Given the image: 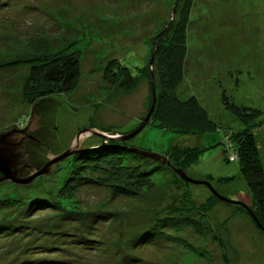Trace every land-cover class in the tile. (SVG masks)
Instances as JSON below:
<instances>
[{"label":"rangeland","instance_id":"374dc122","mask_svg":"<svg viewBox=\"0 0 264 264\" xmlns=\"http://www.w3.org/2000/svg\"><path fill=\"white\" fill-rule=\"evenodd\" d=\"M184 1L0 0V132L26 129L54 158L79 149L27 184L0 182V264H32V259L38 264L42 257L54 264H264V232L237 205L222 201L212 204L207 220L225 243V255L217 241L195 239V233L183 226L165 229L171 236L163 240L129 242L134 232L157 219L181 215L190 206L187 194L196 204L210 197L205 185L186 182L169 166L160 168L152 177V188L135 198L112 196L96 184L79 187L66 200L54 194L71 169L73 155L119 141L147 115L152 84L156 98L163 91L156 78L154 42L163 33L170 37ZM259 1L255 6L254 0H193L185 75L171 93L181 99L196 96L213 128L181 132L149 118L125 141L128 148L160 155L174 146L195 150L187 161L175 153L172 157L187 176L207 180L221 195L245 205L252 201L237 161L225 160L234 152L225 133L239 123L219 96L224 88L233 101L262 111L250 130L264 168V0ZM58 52L77 53L76 87L26 102L22 87L31 63ZM112 58L139 78L132 90L103 82L102 70ZM46 194L54 195L51 208L35 210L30 205L35 196ZM72 210L107 214L88 226L89 220L81 219L86 214L69 222L60 215ZM4 220L9 229L2 227ZM84 231L91 242H83ZM129 255L136 260L130 261Z\"/></svg>","mask_w":264,"mask_h":264},{"label":"trees","instance_id":"16d2710c","mask_svg":"<svg viewBox=\"0 0 264 264\" xmlns=\"http://www.w3.org/2000/svg\"><path fill=\"white\" fill-rule=\"evenodd\" d=\"M192 4L193 0H185L178 14V19L172 23L170 37H167V33H163L154 42L153 53L155 69L157 70L156 78L163 91L155 99L153 115L150 119L158 121L157 123L160 126H170L179 131L183 129L181 132L201 133L213 128L207 110L194 95L181 99L177 94L171 93V91L176 90L185 75L187 25ZM259 4L261 5L259 0H254L255 6ZM39 57L31 63L28 76L22 87V95L26 102L35 103L54 94L68 93L76 87V78L79 73V60L76 52H58L55 55H40ZM101 75L103 82L126 92L132 90L139 79L133 77L128 67L114 58L106 62ZM238 75L236 74V76ZM226 77L230 76L226 75ZM237 80L238 78H236L235 82L238 84ZM219 98L224 109L234 116L239 123L235 128H228L225 133L229 146H234V152L231 155H235L232 159L228 155L225 160L237 161L239 174L247 187L252 201L251 205L246 206L251 209L258 224L248 215L249 213L242 205V202V204L235 205L244 211L256 226L264 232V168L258 153L256 139L250 130L251 126L261 117L262 111L252 105H246L244 102L240 104L235 102V100L233 101L231 95L224 88L221 90ZM125 141L109 140L104 145H98L97 148H86L73 155V164L68 166L71 169L67 171V177L62 186L58 187L54 193L57 200L70 199L79 187L88 184L106 187L112 196L135 198L145 189L152 188V177L160 168L169 166L174 171L175 168L183 169L182 166H179L180 164H176L177 160L172 157L174 153L175 155H182L184 161L188 160V155L193 159V154L196 153L195 150L181 149L174 146L166 154H162V156L166 155L168 157L170 162V165H168L153 158L128 151ZM130 158L134 162L130 161ZM53 196L49 194L36 195L34 200L31 198L33 204L30 205L35 210L51 208L52 202H54ZM6 199L8 200V198ZM2 201L0 200V205ZM185 201L190 206L187 205L188 207H185L181 215L157 219L154 223L147 225L148 227L134 232L129 242L139 244L155 242L159 239L163 240L167 236H171L169 233H165V229L171 226H183V228L186 227L195 233L197 236L195 239H210L211 237V239L217 241V246L220 250L222 249L221 254L225 255V243L213 233L207 220L209 208L212 207L213 203L221 200L210 192V197L201 204H196L190 198V193L187 194ZM60 205L61 203H59ZM0 209L3 208L0 206ZM80 212L79 210H72L68 214L60 213V215L64 217V220L68 221L72 220L73 216L74 219H79L80 216L86 214L81 219L89 220L86 225L91 226L92 223L98 219H103L107 214L101 211L84 212V214ZM77 214L81 215L76 217ZM7 220H11V218ZM10 226L6 222L4 225L2 224L5 229H9ZM84 232L82 237L86 239H82L83 242H85L84 240L91 242L93 239L87 235L86 231ZM59 234L61 235V233ZM185 242L189 244L188 241ZM43 258L37 259L38 264H54L53 262L50 263L51 260H44ZM129 260H136L135 256L129 255ZM30 262L36 264L33 259Z\"/></svg>","mask_w":264,"mask_h":264},{"label":"water","instance_id":"95a60500","mask_svg":"<svg viewBox=\"0 0 264 264\" xmlns=\"http://www.w3.org/2000/svg\"><path fill=\"white\" fill-rule=\"evenodd\" d=\"M152 63V56L150 58V64ZM152 105L144 117L140 125L132 132L123 135L119 140L125 141L132 138L139 133L146 125L153 111L155 104V88L152 84ZM79 150V149H78ZM78 150L67 151L54 158L50 149L43 144L40 140L26 132V129H13L0 132V182L4 180H11L19 184H27L31 182L35 177L40 176L47 172L54 162L60 161L63 158L76 153ZM130 152L153 158L161 163L170 165V162L164 156L135 147L128 148ZM175 172L186 182L192 184H203L210 192L219 200L227 203L242 204L239 201H233L227 197L219 194L210 182L206 180L193 179L185 174L180 168H175ZM249 215L257 222L256 217L252 213L251 209L242 204ZM258 224V222H257Z\"/></svg>","mask_w":264,"mask_h":264},{"label":"built area","instance_id":"2783aa9c","mask_svg":"<svg viewBox=\"0 0 264 264\" xmlns=\"http://www.w3.org/2000/svg\"><path fill=\"white\" fill-rule=\"evenodd\" d=\"M234 157H235V155H234V154H232L230 158L232 159V158H234Z\"/></svg>","mask_w":264,"mask_h":264}]
</instances>
